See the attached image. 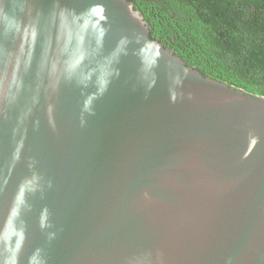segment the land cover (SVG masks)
Segmentation results:
<instances>
[{
    "label": "water",
    "instance_id": "1",
    "mask_svg": "<svg viewBox=\"0 0 264 264\" xmlns=\"http://www.w3.org/2000/svg\"><path fill=\"white\" fill-rule=\"evenodd\" d=\"M0 264H264V96L128 0H0Z\"/></svg>",
    "mask_w": 264,
    "mask_h": 264
},
{
    "label": "trees",
    "instance_id": "2",
    "mask_svg": "<svg viewBox=\"0 0 264 264\" xmlns=\"http://www.w3.org/2000/svg\"><path fill=\"white\" fill-rule=\"evenodd\" d=\"M204 76L264 96V0H128Z\"/></svg>",
    "mask_w": 264,
    "mask_h": 264
}]
</instances>
